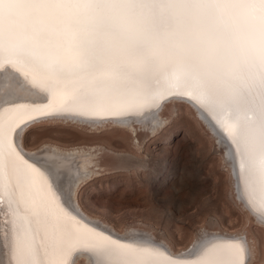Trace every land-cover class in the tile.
I'll return each mask as SVG.
<instances>
[{
	"label": "snow or ice",
	"instance_id": "snow-or-ice-1",
	"mask_svg": "<svg viewBox=\"0 0 264 264\" xmlns=\"http://www.w3.org/2000/svg\"><path fill=\"white\" fill-rule=\"evenodd\" d=\"M0 65L45 98L0 111L4 264H245L235 238H202L181 258L151 238L113 237L19 142L46 120H136L187 97L224 138L245 202L264 213V0H0Z\"/></svg>",
	"mask_w": 264,
	"mask_h": 264
},
{
	"label": "rangeland",
	"instance_id": "rangeland-1",
	"mask_svg": "<svg viewBox=\"0 0 264 264\" xmlns=\"http://www.w3.org/2000/svg\"><path fill=\"white\" fill-rule=\"evenodd\" d=\"M173 101L165 103L161 110V117L168 120L165 126L171 129L164 139L157 140L160 139L164 149L173 148L175 140L180 138L183 143L186 134L197 145V165L204 169L205 180L193 189L144 185L143 194L139 196L144 205L131 202V190L127 187L131 172L112 167L118 153L136 152L133 137L124 127L106 124L105 127L98 125L97 129L72 122H44L25 131L24 144L34 152L56 146L65 151L84 150L95 154L96 164L91 167L95 173L73 192L75 204L92 219L105 222L121 233L131 228L150 230L177 251L192 249L198 236L207 230L246 235L253 250L249 264H261L264 224L257 221L236 196L225 157L206 124L186 102ZM173 104L178 105L177 113H173ZM154 134L147 137V143L150 140L153 143L152 157L161 154V149H156ZM112 142L125 147L112 148ZM168 157L172 161L177 159L173 152ZM158 198L163 204H157ZM77 264H86L85 258L81 257Z\"/></svg>",
	"mask_w": 264,
	"mask_h": 264
},
{
	"label": "bare ground",
	"instance_id": "bare-ground-1",
	"mask_svg": "<svg viewBox=\"0 0 264 264\" xmlns=\"http://www.w3.org/2000/svg\"><path fill=\"white\" fill-rule=\"evenodd\" d=\"M171 100H174L173 102L176 100L186 102L194 109L201 121L206 124L214 139L218 141L220 151L225 157L227 166L229 167L232 176V185L236 192V196L239 198L248 212L252 214L257 221H260L264 224V213H261L258 207L246 203L242 197L241 191L239 190L236 181L235 166L232 159V154L228 150L224 138L218 133L217 127L214 126V122L211 120L210 115L196 101H193L187 97L183 99ZM21 101L25 103H43L45 102V98L36 89L30 78L23 77L10 65H0V111H2V109L5 107L6 103H15ZM172 107L173 113H177L178 105L173 104ZM162 109L157 111L152 116L143 117L136 120L85 122L74 119H62L46 120L45 122H72L81 125H90L97 129H99L98 125L105 127L106 124H110L112 126L124 127L130 131L128 135L131 138L133 137L136 152L121 154L118 153L117 161L116 163L112 164V167L113 169H123L131 172L129 175V181L127 183V187L131 190V202L135 203L136 205H144L143 202L139 200V196H142L143 194L142 189L144 185H147L149 188L152 186L161 187L170 185L172 187L180 186L182 189H193L195 187H199V182L205 180V178H203V175L205 174L204 169L197 165V145L190 141L186 137V134H184V142L187 143L183 144L184 142L182 143L181 139L178 138L175 140L177 142L173 148L164 149L161 141H159L160 139L157 140L159 137L164 139L171 129V127L165 126L168 120L167 118L161 117ZM139 129H141L140 132ZM152 134H154L155 138L154 143L157 145L156 149H161V154L155 157H152L153 152L151 148L153 143L151 140L147 143V137ZM111 145L112 148H115V146L125 147L123 144H116V142H112ZM19 147L25 153L27 159L34 162L49 176L54 189L58 193L62 191H71L73 194V192L83 180L95 173V170L91 169L92 165L96 164L95 159L93 158L95 155L94 153L84 150L65 151L64 149L56 146H48L41 151L34 152L25 146L24 138L19 142ZM171 152H173L177 158L175 161H172L168 157ZM139 192L140 194L138 195ZM157 200L158 205L163 204V201L159 200V198ZM75 207L78 209L80 216H82L86 222L91 225L98 226L106 233L111 234L113 237H118L127 241L136 240L141 236L151 238L152 240L162 242L166 246L168 253L173 257H190L191 254L195 252L198 247H200L202 238H208L210 236L222 239L235 238L236 240L242 242L246 249L245 262L248 260L247 264H249V260L252 259L251 257H253L251 245L249 241L245 239L246 235L243 237L241 236L242 234L235 235L229 234L228 232H210L207 230L198 236L196 242L192 244V249L190 248L186 251H177L166 240L159 237L158 235H155L150 230L131 228L128 229L127 232L121 233L110 225H107L105 222L92 219L81 211L79 205L75 204ZM211 221V224L213 225V220ZM215 226L216 225H214V227ZM150 227L153 229L152 225H150ZM6 255L7 253L3 249H0V264H4V256ZM81 257L85 258L86 264H94L93 258L89 255L79 256V258L74 260V264H77ZM261 264H264V258L261 260Z\"/></svg>",
	"mask_w": 264,
	"mask_h": 264
},
{
	"label": "water",
	"instance_id": "water-1",
	"mask_svg": "<svg viewBox=\"0 0 264 264\" xmlns=\"http://www.w3.org/2000/svg\"><path fill=\"white\" fill-rule=\"evenodd\" d=\"M186 98V97H185Z\"/></svg>",
	"mask_w": 264,
	"mask_h": 264
}]
</instances>
